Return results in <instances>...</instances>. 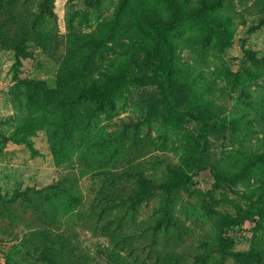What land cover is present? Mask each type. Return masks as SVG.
Wrapping results in <instances>:
<instances>
[{"label": "rangeland", "instance_id": "rangeland-1", "mask_svg": "<svg viewBox=\"0 0 264 264\" xmlns=\"http://www.w3.org/2000/svg\"><path fill=\"white\" fill-rule=\"evenodd\" d=\"M179 2L173 75L226 178L212 208L199 125L164 114L144 60L163 0H0V264H264V216L237 225L228 201L264 204V0ZM176 168L191 181L166 188Z\"/></svg>", "mask_w": 264, "mask_h": 264}, {"label": "trees", "instance_id": "trees-1", "mask_svg": "<svg viewBox=\"0 0 264 264\" xmlns=\"http://www.w3.org/2000/svg\"><path fill=\"white\" fill-rule=\"evenodd\" d=\"M171 13L169 18L153 10H146L144 13V22H140L141 29L147 35L153 37L154 43L149 48L142 47L144 51V60L147 67L157 79L159 86V103L162 105L164 114L174 119L178 124L187 121H193L199 125V134L194 137V141L198 147V155L195 158L196 172H209L215 179V182L207 192L208 199L206 207L212 208L218 204L214 196L216 189L221 188L226 178L219 172L216 164L212 161L210 148L211 142L209 134L214 128L211 114L199 106L192 108L185 107V98L177 85V79L173 75V67L171 64L173 42L172 34H177L182 29L186 19L187 10L179 2V0H163ZM205 9L203 12L205 13ZM252 53V52H251ZM84 96L95 98L99 94V90L95 87L87 88L83 91ZM158 106L153 105L152 114L157 113ZM189 171L185 169H175L173 175L169 176L166 181V188L179 187L181 183L188 184L191 181ZM234 207L236 212L237 225L254 221L256 217L264 216V204L255 202L247 207L235 200H228Z\"/></svg>", "mask_w": 264, "mask_h": 264}]
</instances>
